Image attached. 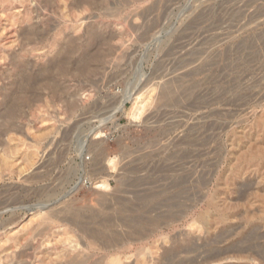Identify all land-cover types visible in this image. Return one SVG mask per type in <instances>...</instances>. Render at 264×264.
<instances>
[{
  "label": "rangeland",
  "instance_id": "rangeland-1",
  "mask_svg": "<svg viewBox=\"0 0 264 264\" xmlns=\"http://www.w3.org/2000/svg\"><path fill=\"white\" fill-rule=\"evenodd\" d=\"M211 147L264 264V0H0V264H208Z\"/></svg>",
  "mask_w": 264,
  "mask_h": 264
},
{
  "label": "bare ground",
  "instance_id": "bare-ground-1",
  "mask_svg": "<svg viewBox=\"0 0 264 264\" xmlns=\"http://www.w3.org/2000/svg\"><path fill=\"white\" fill-rule=\"evenodd\" d=\"M157 9V8H156ZM142 30V29H141ZM143 32V31H142ZM142 38V37H141ZM87 66V63L83 64V68ZM40 79V78H39ZM29 80V79H28ZM18 83V82H17ZM28 84V83H27ZM24 85V84H23ZM14 95V94H13ZM15 97V96H14ZM125 98V97H124ZM123 98V99H124ZM142 95L138 96L135 98L136 105L139 110L140 105H142ZM126 100V99H125ZM128 100V98H127ZM9 101V99H8ZM124 103V102H123ZM7 105V104H6ZM236 105V104H235ZM238 105V104H237ZM234 106V101L231 97L221 95L215 98H212L208 104V128L210 131V140L211 143L215 142V139H221L223 136L226 134L227 129H229V126L226 123L227 119H230L232 117V108ZM135 108V109H136ZM134 109V107H133ZM132 109V110H133ZM5 111V110H4ZM9 115L10 117H15V105L12 106L9 109ZM230 130V129H229ZM225 137V136H224ZM227 137V136H226ZM16 140V139H15ZM226 140V139H225ZM226 142V141H225ZM229 145V143L227 144ZM229 147V146H228ZM228 149V148H227ZM220 150V149H219ZM229 150V149H228ZM221 151V150H220ZM34 153V152H33ZM5 154V153H4ZM103 154V153H102ZM209 154V153H208ZM236 154V153H235ZM96 157V156H95ZM99 157V156H98ZM6 158V157H5ZM29 158V157H28ZM11 159V158H10ZM32 160V159H31ZM5 163V161H4ZM103 166V165H102ZM104 168V167H103ZM226 175V174H225ZM222 176H223V170H222V161H221V153L215 148L211 147L210 149V159H209V169H208V199H209V206L210 209L216 208V202H217V190L216 187L220 186L221 184H216L217 181L221 182L222 181ZM103 186L108 187L107 181H102L101 182ZM224 184V183H223ZM245 186V185H244ZM243 186V187H244ZM246 189V188H245ZM244 190V189H242ZM247 191V189H246ZM246 191L244 193H246ZM222 192V191H221ZM241 193V192H240ZM229 194V193H228ZM228 196V195H227ZM140 197V196H139ZM229 198V197H228ZM243 199V198H242ZM107 200V198H106ZM120 200V199H119ZM121 201V200H120ZM223 201V199L221 200ZM113 202V201H112ZM103 204V203H102ZM226 205V204H225ZM238 205V204H237ZM69 207V206H68ZM155 210V209H154ZM130 219V218H129ZM113 220V219H112ZM111 220V221H112ZM132 220V219H131ZM228 220L224 212L221 210L220 214L217 215V212L211 211V214L209 216V222H208V229H207V234H208V250H209V260L208 264H229L230 261L233 260H241L240 258L244 259V257L247 256L244 255L246 252L248 253L249 251L252 252L254 244L252 243V237L255 236L254 232L252 231V235L249 234L250 236H245L244 239H239L235 240L234 236L238 234L236 231L238 230L237 228H232L228 229L226 231L225 229V222ZM73 221V220H72ZM118 221V220H117ZM70 222V221H69ZM126 223V222H125ZM78 225L79 223L75 222V225ZM81 224V223H80ZM79 224V225H80ZM82 225V224H81ZM48 227V226H47ZM50 227V226H49ZM49 227L47 229H49ZM239 228V227H238ZM81 229V226H80ZM86 230V229H84ZM82 230V231H84ZM111 230V229H110ZM245 230V229H244ZM242 232V231H241ZM85 233V231H84ZM102 234L104 232H101ZM152 233V232H151ZM243 233V232H242ZM100 233L95 231H90L87 233L90 238L92 239H97L100 237ZM240 235V233H239ZM18 236V235H17ZM109 236V235H108ZM238 236V235H237ZM114 238V237H113ZM254 238V237H253ZM263 239V238H262ZM115 240V239H114ZM249 240V241H248ZM80 241V240H79ZM250 243H248V242ZM49 242V241H48ZM113 243V242H112ZM89 244V243H88ZM94 244L96 243H90L89 245L91 246V250L94 249ZM102 244V243H101ZM114 244V243H113ZM103 245V244H102ZM256 245V244H255ZM106 246V245H103ZM259 246V245H258ZM257 246V248H258ZM67 247V246H66ZM102 247V246H101ZM264 247V246H263ZM97 248V247H96ZM99 248V247H98ZM97 248V249H98ZM260 248V247H259ZM262 249V248H260ZM96 250V249H94ZM255 250V249H254ZM83 251V250H82ZM263 252V249H262ZM70 253V252H69ZM68 253V254H69ZM73 253V251L71 252ZM75 253V251H74ZM73 253V254H74ZM80 253V252H79ZM257 252H255L256 254ZM178 254V253H177ZM252 254V253H251ZM63 255V254H62ZM67 255V254H66ZM77 255V254H75ZM74 255V256H75ZM79 255V254H78ZM176 255V254H175ZM69 256V255H68ZM258 256V255H257ZM66 257V256H65ZM78 257V256H77ZM261 258V257H260ZM83 257L82 258H75L71 259L68 263L66 264H84L87 262L83 263ZM120 259V258H119ZM118 258H114L111 260L113 264H118L119 263ZM68 260V258H67ZM248 260H252L249 258ZM249 261V262H250ZM255 263L254 261H252ZM65 263V261H64ZM121 263V261H120ZM184 263V262H183ZM264 263V261H263ZM95 264V263H94ZM253 264V263H252Z\"/></svg>",
  "mask_w": 264,
  "mask_h": 264
}]
</instances>
